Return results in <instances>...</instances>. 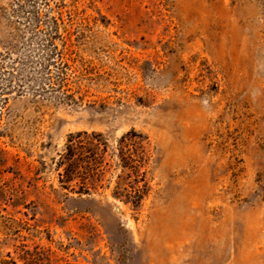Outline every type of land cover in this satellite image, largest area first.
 <instances>
[{"label": "rangeland", "instance_id": "rangeland-1", "mask_svg": "<svg viewBox=\"0 0 264 264\" xmlns=\"http://www.w3.org/2000/svg\"><path fill=\"white\" fill-rule=\"evenodd\" d=\"M0 264H264V0H0Z\"/></svg>", "mask_w": 264, "mask_h": 264}, {"label": "trees", "instance_id": "trees-1", "mask_svg": "<svg viewBox=\"0 0 264 264\" xmlns=\"http://www.w3.org/2000/svg\"><path fill=\"white\" fill-rule=\"evenodd\" d=\"M68 148H70L69 150H72V147H71L70 145H69ZM67 171H68L69 173H72V170H71L70 168H67V169H66V172H67ZM70 171H71V172H70ZM69 175H70V174H69ZM69 175H68V176H69Z\"/></svg>", "mask_w": 264, "mask_h": 264}]
</instances>
